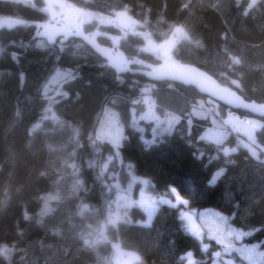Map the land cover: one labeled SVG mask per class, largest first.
<instances>
[{
    "label": "trees",
    "instance_id": "1",
    "mask_svg": "<svg viewBox=\"0 0 264 264\" xmlns=\"http://www.w3.org/2000/svg\"><path fill=\"white\" fill-rule=\"evenodd\" d=\"M66 1L106 16L127 8L130 18L138 22L137 33L155 44L172 35V26H183L201 46L182 37L172 51L181 68H197L211 75L220 90L234 93L241 102L264 105L262 0L247 16L243 12L251 0ZM44 6L43 0H0V18L15 21L0 26V243L15 242L23 250L13 256L11 264H112L115 245L139 255L142 264H188V252L197 264H227L233 258V264H260L264 253V159L258 153L262 150L246 142L248 149L240 145L239 135L230 134L222 146L237 150L224 157L223 152L217 153L221 145L215 140H201L212 121L194 113L199 104L208 103L193 87L119 73L108 56L81 38L74 37L88 46L87 55L74 52L62 36L50 43L47 36L37 35L43 29L35 25L50 22L49 14L38 10ZM131 32L129 29L127 44L121 45L128 60L143 61V68L158 64L153 53L139 50L145 37ZM110 44L102 36L97 45ZM233 55L241 63L229 67L226 61ZM67 70L76 78L58 84L53 99L51 92L45 96L43 90L54 75ZM61 92L66 95H59ZM148 94L160 114L170 111L179 117L163 136L155 135L151 124L136 119V110L143 112L140 103ZM49 105L51 110L46 111ZM210 109L213 114L212 105ZM106 110L116 111L123 126L118 156L111 141L93 144L89 139L98 134ZM254 118L264 125V118ZM35 125L39 127L34 129ZM74 129L79 132L75 139ZM256 138L264 149V127L257 130ZM197 151L205 153L203 158L194 155ZM225 160L233 162L225 165ZM72 164L78 168L76 175ZM219 167H226L225 175L211 189L208 180ZM133 176L138 178L135 183ZM142 179L151 182L147 190L156 196L176 187L188 205H160L149 226H144L148 213L138 207L110 223L116 193H127L131 184V193L137 196ZM77 180L82 186L73 192ZM49 195L58 197L50 202L54 211L38 223L42 198ZM82 205L88 210L81 215ZM186 208L204 226L199 239L181 218ZM25 212L32 219L26 220ZM219 217H227V223ZM230 229L260 230L237 239L235 234L228 235ZM18 231L23 235L18 236ZM210 231L220 233L223 242L218 243L214 235L205 237ZM89 233L93 234L91 246L81 239ZM241 249L258 254L251 260ZM217 253L221 257H215ZM0 264L8 262L0 258Z\"/></svg>",
    "mask_w": 264,
    "mask_h": 264
},
{
    "label": "rangeland",
    "instance_id": "2",
    "mask_svg": "<svg viewBox=\"0 0 264 264\" xmlns=\"http://www.w3.org/2000/svg\"><path fill=\"white\" fill-rule=\"evenodd\" d=\"M32 1V0H26V2ZM44 1V0H43ZM48 3H52L55 5H60V4H64V5H71V8H60V7H54L52 9V12L56 14L55 19L56 20H65V22L63 21V23H65V25H61L62 28H72L73 30L75 29V26L78 25L80 30L84 33L85 36H92L95 44H98V42L101 40V37H107V40L111 42L110 47L111 49H115L114 51H108L107 48L105 47H100L101 49L105 50L104 55L108 56L109 59H111L110 62H113L115 65L121 67H128L130 66L131 69H133V66L135 65L137 68L133 69V70H145V71H149L152 72L154 75H157L156 72V68H154V66L152 67H147V68H143L142 64H133L130 60H128L127 56L126 59L122 58L121 56H123V51H121V53H119V50H117V48H115L116 46L119 47V49H121V45L122 43H124L125 41V45L127 44L126 42V38L128 37L129 33V29L131 33H137L138 30V26L136 25H131L129 22V18L130 16L127 14V16H121V17H117L115 14L113 16H106L102 13H98L95 11H89V10H84L78 6H76L75 4L66 1V0H45V6ZM79 10V11H76ZM50 16V22L46 24L49 25L50 30L51 29V24H53V22L51 21L52 15L50 13H48ZM87 14V15H85ZM103 20V22H101ZM132 20V18H131ZM108 21H112L111 23H109ZM11 23H15L14 20H7L5 18H0V26L2 25H10ZM120 24L126 25L128 27V29L122 28L120 26ZM102 27H108V29H103ZM44 32V29H43ZM98 33V34H97ZM95 34V35H93ZM141 35V34H140ZM75 37V35H73ZM101 36V37H100ZM109 36V37H108ZM143 36V35H141ZM63 37V35H62ZM79 39L83 37L81 36H76ZM145 36H143L144 38ZM144 42L142 45L139 46V50L140 51H144V52H150L153 53L155 55L156 58L160 59V62L163 63V65L161 66L165 71L168 70H174L175 68H181V65L177 64L174 60V58L172 57V51L173 48L176 46V44L182 39V36L180 34H175L172 35L159 43H154L153 41L150 40L149 37H145L144 38ZM63 41H65V39H62ZM84 40V39H83ZM70 41L71 45H72V49L74 52L76 53H83L84 55L87 53L89 54L88 51V46L83 43L80 40H76V39H71L68 40ZM86 40H84L85 42ZM67 42V41H65ZM88 44L92 45L91 43H89L88 41H86ZM117 44V45H116ZM107 45V44H106ZM105 45V46H106ZM109 46V45H108ZM97 50V49H96ZM101 53V52H100ZM120 55V56H119ZM113 59V61H112ZM120 63V64H118ZM131 64V65H130ZM185 68V67H183ZM65 71H58L54 77L50 80L48 86H47V92H51V98L53 99L57 89L56 86L58 84H60V86H63V76L62 75H57L58 73H63ZM56 89V90H55ZM54 92V93H52ZM226 93V92H225ZM49 94V93H48ZM206 102L208 104H203L200 105L197 109H195L194 113L199 116L200 118H210V120L212 121V126L208 127L205 129V134L203 135L204 137H206L207 140H217L218 138H222V140H224L226 137H228V135L230 134H236L239 135V137L241 138V142L240 145H245L247 143H249L252 147H254L255 149H261L262 151H260L258 154L264 159V149L259 148L261 147L258 142H257V138H256V132L257 130H259L261 128L262 121L258 120L256 118H249L247 116H243L241 113L236 112L231 110L230 108L220 104L217 101L212 100L209 97H206ZM144 109L143 112L137 113L138 111L136 110V119L137 121L142 120L143 122L147 123L150 126H153V132L155 135H160L163 136L165 131L171 132L172 127L174 124L177 123V121H172L171 125H169V119L171 116H177L176 114H172L170 111H166L163 114H160L158 109H157V104L154 100L153 97H151L149 94L146 95L145 97L142 98L141 103H140ZM210 105H212V111L213 114H211V110L210 109ZM225 107V109L221 108V107ZM109 112H114L118 115L119 118V114L114 111V110H106V112L104 113V116L101 120V124L99 127V131L98 134H102L104 136V139H107L109 141L112 140V138L115 137L117 130L119 129L120 132L122 133V137H123V126L121 123H119V119L118 122L112 121L109 119L108 117V113ZM135 113V111H134ZM138 116V117H137ZM141 117H144L143 119H141ZM178 117V116H177ZM136 121V124H138ZM170 126V130L169 129ZM249 135H251L252 139H249ZM205 139V140H206ZM245 142H244V141ZM121 141V140H120ZM253 141H255V143H253ZM247 142V143H246ZM248 149L250 147H247ZM252 148V149H254ZM134 187V185L131 186V188H128L129 190L125 191L127 193H122V192H118L116 193V208H115V212L112 214V217L114 218L117 213L120 216V219L118 221H120L126 213H129V211L134 208V207H138L142 210H144L145 212L147 208L151 207L153 204V201L158 199V196L151 194L150 192H148L147 190V186L141 184V188L138 190V194L137 196H134L131 193L132 188ZM175 202V201H174ZM158 209V208H157ZM188 208H186L184 210L187 211ZM187 213H190L192 216V225H189L188 220L185 219V221L187 222L188 226H190L191 228H193L194 230L198 231L200 233V238L202 237V235L205 233L204 230V226L202 225V223L200 222L199 218L196 216V214L193 212V210H189ZM117 221V222H118ZM147 221V220H146ZM145 221V222H146ZM207 235L205 237L210 238L211 235H214V238L216 237L217 239L221 238L219 237V235H221L220 233L218 234L217 231H210V232H206ZM215 238V240H216ZM217 241V240H216ZM202 243V241H201ZM203 244V243H202ZM224 245V244H222ZM227 250L225 249H221V253L224 255ZM240 252H242L244 255H246L247 257L254 259V257L257 256V252L251 253V249H250V253H247L246 251L244 252L242 249L239 250ZM242 253H239V255L243 256ZM133 252L131 251H126L124 249H122L120 246L117 248H114L113 251V260H112V264H136L137 262L135 261V259L132 256ZM135 254V253H134ZM245 259L248 260V258ZM260 256H262V262L260 264H264V253H262ZM193 260V259H192ZM194 261V260H193ZM235 261V258L232 259V261L230 260H226L227 264H233V262ZM195 262V261H194ZM197 264V263H195ZM215 264H222L219 261H216Z\"/></svg>",
    "mask_w": 264,
    "mask_h": 264
},
{
    "label": "snow or ice",
    "instance_id": "3",
    "mask_svg": "<svg viewBox=\"0 0 264 264\" xmlns=\"http://www.w3.org/2000/svg\"><path fill=\"white\" fill-rule=\"evenodd\" d=\"M257 2L258 0H251L250 3L247 4V9L243 12V15L247 16L249 15V10H252V9H255L256 6H257ZM262 2H264V0H262ZM33 7H35V5H32ZM190 5L189 4H186L185 7H189ZM54 7H60V8H71L72 6L71 5H64V4H60V5H55V4H52V3H48L46 6L44 7H41L39 8L38 10L40 12H45V13H50L53 17V19H55V16L56 14L52 12V9ZM76 11H79V10H76ZM127 12H128V9L127 8H124V10L122 12H116L115 15L117 17H121V16H127ZM87 15V14H85ZM103 22V20L101 21ZM109 23H111L112 21H108ZM129 22L131 25H136L138 22L135 21V20H131V18H129ZM16 23H20V24H23L25 23L24 21H16ZM37 28H42L44 29V32L43 33H40V32H37V35H45L47 36V39L50 43H55L56 40H55V37L57 35H60L61 33L63 34V38L64 39H67V37L69 35H75V36H81L83 37L84 40L88 41L89 43H91L93 45V47H95L97 49V51L101 52L102 55L106 54L105 53V50L101 49L99 47V45L95 44V41L93 39L92 36H85L84 33L80 30L79 26L76 25L75 26V29L73 30L72 28H63V29H56V30H50L49 28V25L46 24V23H41V24H36L35 25ZM171 31L173 32V35L175 34H180L185 40L189 41L190 43H194L196 46H201V42L198 40V39H193L190 37L189 33H187L185 30H184V27L183 26H172V29ZM98 34V33H97ZM136 35H140V33H135ZM95 35V34H93ZM228 50L225 49V53L227 54ZM3 53V48H0V54ZM13 59H17V57L15 56V54H13ZM132 63H136V64H142L143 61H140V60H132L131 61ZM228 63V66L229 67H234L235 65H239L241 63V60L239 58H236L234 55L231 57V59L229 61H226ZM119 70H124V69H119ZM22 75V74H21ZM57 75H62L63 78L65 80H72V79H75V75L73 73L72 70H67L63 73H58ZM149 75H151V73H149ZM202 75V74H201ZM232 84H235L237 88L240 87V84L237 82V80H232L231 81ZM44 91V94L45 96H47V85L45 86V89L43 90ZM59 95H66V93H58ZM231 95H234V93H232ZM244 107H252L250 105H243ZM51 110V105H49V108L46 109V111H50ZM254 110H256L254 108ZM259 111H261L262 114H264V105H261L258 109ZM17 115H19V113H17ZM108 117L110 120L112 121H115V122H118V115L114 112H109L108 113ZM144 117H141V119H143ZM179 119V117L177 116H171L170 119H169V125H171V122L172 121H177ZM189 123H191V121L189 120ZM36 127H39V125H35L34 126V129ZM261 127H264V125H262ZM170 130V126H169V129ZM74 131V139H75V136H78L79 135V132L78 130H73ZM122 133L120 132V130L118 129L117 130V133L115 135L114 138H112L111 142L113 144V146L117 149V153L115 155H119V148H120V140L122 139ZM90 141L95 144L97 141H100L102 139H104V136L102 134H96L95 136H90L89 137ZM206 137L202 136L201 137V140H205ZM249 139L251 140L252 137L251 135H249ZM154 142V141H153ZM149 143V142H146V144ZM216 143L217 145H221V147H218L216 149L217 153L219 152H223V155L224 157H228L231 153H234L237 149L236 148H227V147H223V140L222 138H218L216 140ZM253 143H255V141H253ZM244 147H249V145L245 144L243 145ZM194 155H196L197 158H203V156L205 155L204 152H201V151H197L196 153H194ZM253 155H255V152H253ZM112 157L110 156L109 159H111ZM233 161L231 160H225V165L227 164H230L232 163ZM90 167L93 166V164L90 162ZM71 167L74 169L73 171V175H76L77 172H78V168L75 164H72ZM129 169L132 168V165H129L128 166ZM225 172H226V167H219L212 175L211 177L209 178L208 180V187L211 188V189H214L218 182L221 180L222 177H224L225 175ZM43 175V173H42ZM98 179H99V176H98ZM138 178L133 176L132 178V182L135 183L137 182ZM139 183L145 185V186H148L150 185V181L147 180V179H142V180H139L138 181ZM82 186V181L80 180H77L73 186V192L75 191H78ZM129 188H131V184L129 185ZM187 195V194H185ZM174 197V201H173V198ZM58 197L56 196H52V195H49V196H46V197H43V207L42 209L40 210V213H39V216H40V220H38L37 222L38 223H42L43 222V217L49 215L51 212L54 211V209L50 206V202L54 199H57ZM189 203L188 199H186L184 196H182L180 194V192L177 191L176 187H169L168 189H166L164 192H161L158 194V199L153 201V204L151 207L147 208L146 211L148 213V218H147V221L145 222L144 226H149L150 223H151V220L153 218V215L155 214L157 208L160 206V205H168L170 207H176L177 205H183V206H187ZM88 210V206L87 205H82L81 206V210H80V214L82 215L85 211ZM215 215L219 216L218 213H216ZM24 218L26 220H30L32 219L31 216L28 215L27 212H25V216ZM181 218L182 219H186L188 220L189 222V225H192L193 221H192V216L190 213H182L181 214ZM221 219V221H223L225 224L227 223V217H219ZM120 219V216L119 214L117 213V215L113 218L110 216L109 218V222L112 223V224H115L118 220ZM189 231H191L192 235L196 236L198 239L200 238V233L198 231H195L193 230L191 227H189L188 229ZM256 230H260V229H253L252 231H256ZM252 231H249V232H236L234 229H230L229 232H228V235H233L235 234L236 235V238L239 239L241 236H246V235H251L252 234ZM18 236H22L23 233L22 232H19L17 233ZM93 234L92 233H89L88 236H84L83 234L81 235V239H83L84 243L86 245H89L91 246L94 241L91 239V236ZM100 235H103V233H100ZM212 238V237H210ZM217 242L218 243H222L223 240L221 239H217ZM115 247H119L118 245H115ZM204 249L207 250V245L205 244L204 245ZM19 251H23L22 249L18 248L17 244L14 242V243H0V258H2V260L4 261H7L8 264H11V261H12V258L13 256L19 252ZM192 252H188L187 253V260H188V264H195V262L192 260ZM217 255H219V253H217ZM133 258L135 259V261L137 262V264H142L141 262V257L139 255H136V254H132Z\"/></svg>",
    "mask_w": 264,
    "mask_h": 264
},
{
    "label": "water",
    "instance_id": "4",
    "mask_svg": "<svg viewBox=\"0 0 264 264\" xmlns=\"http://www.w3.org/2000/svg\"><path fill=\"white\" fill-rule=\"evenodd\" d=\"M120 26L122 28L128 29L126 25L120 24ZM60 35H57L56 37H59ZM127 68L131 74L146 76L149 80L154 82H171L184 85L186 87H193L200 94L219 102L233 111L245 112L253 117L264 118V114L258 110L260 105H251L241 102L238 98L233 97L230 93H225L219 89L217 81L214 77L201 72L197 68L185 67L182 69H174L166 74L162 73L159 68H156L157 75H149V73H153L145 70H133L130 68V66ZM245 104L252 107H244L243 105ZM254 108L256 110H254Z\"/></svg>",
    "mask_w": 264,
    "mask_h": 264
},
{
    "label": "flooded vegetation",
    "instance_id": "5",
    "mask_svg": "<svg viewBox=\"0 0 264 264\" xmlns=\"http://www.w3.org/2000/svg\"><path fill=\"white\" fill-rule=\"evenodd\" d=\"M32 1H34V0H32ZM45 1V0H44ZM51 21L53 22V24H51V29L52 30H54V29H56V28H58V29H63L62 27H61V25H65V23H63V21L65 22V20H62V21H60V20H56V19H53V18H51ZM65 28V27H64ZM63 34H61L60 36H62ZM59 36V37H60ZM59 37H55V38H59ZM76 37V36H75ZM109 37V36H108ZM71 39H74V36L73 35H69L68 37H67V39H65V41H68V40H71ZM82 39V38H81ZM117 45V44H116ZM105 48H107L108 49V51H114L115 49H111V48H109V47H106V46H104ZM115 48H117V50H119V53H121V49H119V47L118 46H116ZM120 56V55H119ZM154 57H155V55H154ZM122 58H124V59H126V56L123 54V56H121V59ZM156 58V57H155ZM157 59V61H158V64H155L154 65V68H159L160 69V71L162 72V73H164V74H166V73H168L169 71H171V70H168V71H165L164 72V70H163V68L161 67L162 65H163V63H161L160 62V59H158V58H156ZM110 61H111V59H110ZM112 61H113V59H112ZM114 62V61H113ZM113 62H111V66L113 65L115 68H116V70L117 71H119V73H122V74H127V73H129V74H131V72H129V70H127L128 68L127 67H119V66H117V65H115ZM118 64H120V63H118ZM162 64V65H161ZM131 65V64H130ZM112 66V67H113ZM119 69H124V70H119ZM175 69H178V68H175ZM151 75H154V74H151ZM144 77H146V76H144ZM146 78H148V77H146ZM150 81H152V80H150ZM170 83V82H169ZM216 256H217V254H216Z\"/></svg>",
    "mask_w": 264,
    "mask_h": 264
},
{
    "label": "bare ground",
    "instance_id": "6",
    "mask_svg": "<svg viewBox=\"0 0 264 264\" xmlns=\"http://www.w3.org/2000/svg\"><path fill=\"white\" fill-rule=\"evenodd\" d=\"M148 66H149V67H152L153 65H148ZM215 257H218V258H219V257H221V254L219 253V255H217V256H215ZM215 257H214V260H216Z\"/></svg>",
    "mask_w": 264,
    "mask_h": 264
}]
</instances>
